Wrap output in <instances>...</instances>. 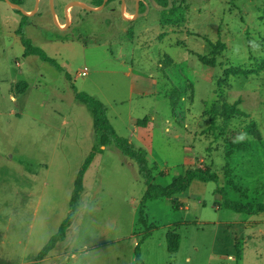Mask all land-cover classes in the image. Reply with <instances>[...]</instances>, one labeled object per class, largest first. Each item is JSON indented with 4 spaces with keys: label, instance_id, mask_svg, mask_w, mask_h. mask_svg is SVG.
<instances>
[{
    "label": "rangeland",
    "instance_id": "rangeland-1",
    "mask_svg": "<svg viewBox=\"0 0 264 264\" xmlns=\"http://www.w3.org/2000/svg\"><path fill=\"white\" fill-rule=\"evenodd\" d=\"M71 1L99 7L53 0L60 30L50 0L36 10L35 0H22L29 17L0 0V264H136L137 245L143 264H264V213L223 208L215 182L194 181L178 209L165 199L142 205L137 164L98 145L93 117L76 99L104 104L116 134L156 167L154 184L207 168L231 197L264 200V0H126V18L138 11L130 22L121 0H108L99 12L69 8L65 29ZM20 27L53 62L25 55ZM198 56L214 57V66ZM230 67L255 74L227 78ZM220 94L249 118L211 132L205 112ZM251 119L258 142L245 134ZM71 213L65 238L43 253ZM169 233L179 235L177 252L168 251Z\"/></svg>",
    "mask_w": 264,
    "mask_h": 264
},
{
    "label": "trees",
    "instance_id": "trees-1",
    "mask_svg": "<svg viewBox=\"0 0 264 264\" xmlns=\"http://www.w3.org/2000/svg\"><path fill=\"white\" fill-rule=\"evenodd\" d=\"M12 3L22 5V0H10ZM103 0H98L97 5H101ZM96 5V6H97ZM19 14L20 12L17 11ZM19 35L21 36V42L25 47V55L26 56H40V58L45 62H53L51 59L45 56V54L31 46L30 41L26 39L23 35L22 28H19ZM223 47V46H222ZM212 54H216V45L213 46ZM199 60L202 64L208 66H214L215 59L214 57L209 60L207 57L198 56ZM251 74H255V72L241 69L239 67H230L228 68L224 75L228 78L229 76L233 77H248ZM224 82V79L219 81V87ZM26 86V85H24ZM180 92L177 89H174L172 92V101L171 104L173 107L177 105V102L180 98ZM76 99L84 104L90 111L93 117V126L95 129V137L98 145L101 146H109L113 145L117 150H119L124 156L134 161L138 166V171L141 177L144 179L146 184V190L144 192L142 198V205L146 204L150 201H155L159 199H165L170 201L173 204L174 209H178L180 205H177V196L185 193L191 184L194 181H199L203 183L207 182H215L218 186L216 187L214 194L221 201V206L225 209L232 210L239 214L246 215H258L264 213V200L255 199L254 201L245 200L242 198H233L228 192L226 187L220 185V176L217 172H213L207 168H196V169H188L183 175H179L173 177L171 182L168 185L162 186L158 184H154V169L156 167H150L147 153L141 149L136 148L128 139L119 137L114 131L112 125L110 124L107 118V109L104 104L93 97L77 93ZM239 102L229 103L223 94H220L219 100L211 106L209 110L205 112V116L208 119L209 130L215 132L218 129L219 132H225L230 126L231 122L239 119H248L249 115L244 113L242 110L238 108ZM147 119L144 118L142 120L136 121V127H146ZM223 134V133H221ZM220 134V135H221ZM245 134L247 140L260 141L261 134L258 129L256 122L251 119L248 120V123L245 127ZM248 142V141H247ZM251 143V142H249ZM233 145V144H232ZM239 149H243L244 146H235ZM93 158V154H91L88 159L83 164L81 170L78 172L74 183V190L71 199V212H73L78 203V199L82 192V183L83 178L88 170L91 161ZM219 201L215 203V205H219ZM220 206V205H219ZM140 215H142V211H140ZM63 222L57 234H55L48 242V244L42 250L43 253L51 250L58 242H61L65 238L66 230L70 226V217ZM167 244L168 251L171 253L177 252L180 245V238L178 234L169 233L167 235ZM142 241V240H141ZM138 245L135 253V261L136 264H143L140 258V252L138 250Z\"/></svg>",
    "mask_w": 264,
    "mask_h": 264
},
{
    "label": "water",
    "instance_id": "water-1",
    "mask_svg": "<svg viewBox=\"0 0 264 264\" xmlns=\"http://www.w3.org/2000/svg\"><path fill=\"white\" fill-rule=\"evenodd\" d=\"M8 5H10L12 8L18 10L22 15L24 16H32L33 15V12L32 13H28L26 11L23 10L22 6L21 5H18V4H15V3H12L10 0H4ZM126 0H121V16H122V19H124V21H127V22H130V21H133L135 20L137 17H138V11L136 10V12L134 13L133 17L132 18H126L125 17V10H126ZM108 3V0H103V3L99 6V7H91L85 3H82L80 1H71L70 3H68L66 6H65V9L63 11V15H64V20H65V23H66V27L65 29L67 28V26L69 25V20L67 19V10L71 7H80L86 11H89V12H99L101 11ZM39 5V0H35V10L37 9ZM50 7H51V11H52V15H53V20H54V23L55 25L60 29V30H63L62 28H60L59 26V22H58V18H57V15H56V12L54 10V6H53V0H50ZM64 29V30H65Z\"/></svg>",
    "mask_w": 264,
    "mask_h": 264
},
{
    "label": "built area",
    "instance_id": "built-area-1",
    "mask_svg": "<svg viewBox=\"0 0 264 264\" xmlns=\"http://www.w3.org/2000/svg\"><path fill=\"white\" fill-rule=\"evenodd\" d=\"M87 75V71H84L83 73H82V76H86Z\"/></svg>",
    "mask_w": 264,
    "mask_h": 264
}]
</instances>
